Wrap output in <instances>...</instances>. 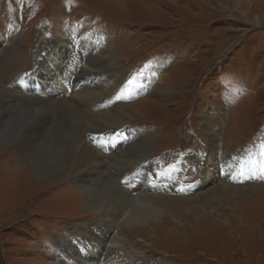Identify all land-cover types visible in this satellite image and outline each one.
I'll return each mask as SVG.
<instances>
[{
	"label": "rangeland",
	"instance_id": "rangeland-1",
	"mask_svg": "<svg viewBox=\"0 0 264 264\" xmlns=\"http://www.w3.org/2000/svg\"><path fill=\"white\" fill-rule=\"evenodd\" d=\"M1 5L0 50L12 46L1 38L9 27L15 34L8 36L22 46L4 56L13 74H0V99L10 111H38L20 99V77L38 68L28 72L32 63L46 59L41 55L54 47L55 37L65 46H57L51 56L55 62L44 66L57 71L59 64L70 62L71 73L79 74L82 66L71 64L68 39L101 34L117 56L111 68L126 78L125 92L113 105L116 92L112 81L104 82L111 73L105 67L86 115L56 118L54 132L71 147L88 143L97 149L92 133L113 137L118 145L129 133L145 129L150 134L140 141L153 152L147 159L158 167H176L186 189L196 187L187 193L173 187L152 197L132 195L118 229L127 252L148 261L135 259L134 264H264V0H0ZM5 17L14 19L12 26ZM61 52L63 62L57 57ZM86 54L79 55L80 62L87 63ZM73 82L81 88L87 83L76 76ZM241 158L240 168L248 160L252 170L247 180L222 172L217 182V170L220 177L228 161ZM104 161L101 178L117 184L118 166L110 157ZM28 164L16 144L1 145L0 264H62L58 258L73 264L79 250L90 247L87 240L102 249L84 237L64 241L54 257L55 242L96 221L97 214L85 208L78 193L82 168L43 183L31 168L25 171ZM205 165L211 172L198 185ZM122 168L129 176L145 171L149 182L157 184L156 171H146L143 164ZM149 203L162 213L139 220L138 209L146 213ZM132 213L136 222L123 223Z\"/></svg>",
	"mask_w": 264,
	"mask_h": 264
},
{
	"label": "bare ground",
	"instance_id": "bare-ground-1",
	"mask_svg": "<svg viewBox=\"0 0 264 264\" xmlns=\"http://www.w3.org/2000/svg\"><path fill=\"white\" fill-rule=\"evenodd\" d=\"M0 13H4V7L2 5L0 6ZM75 19H77V17ZM13 20L14 19L5 17L4 21L9 22L12 26ZM64 20L66 21L65 18ZM2 27H4V25H2ZM5 31L1 38L5 39L6 43L13 46H7V48L0 50V74L2 76L5 75L7 78L13 74L14 69L12 67L9 68V62L4 60L5 53L11 52L13 49L19 51L22 46L21 43L14 42L13 39L8 36L10 34H15L11 27L8 28V34ZM103 37L104 36L101 34H85L76 39L74 36L71 40L68 39L69 42L67 43L71 47L70 52L72 51L70 57L73 58L71 64L75 62L76 64L80 63L79 65L82 66L81 69H79V74H76V72L71 73L70 62H64V66H62V63L59 64L60 69H57L58 72L45 67L55 62V57L53 58L51 56L52 53L54 54L55 50L58 49L57 46H65L66 42L58 45L56 42L59 38L56 39V37L53 41L54 47L48 46V49L44 51L45 53L43 55L47 56V60L44 58L43 62H39L38 60L32 63L28 72L36 66H38V68L29 72L27 77H24L26 75L25 72V74L23 73L24 75L20 73L19 76L22 75L20 78L23 79L19 85L21 90L18 87L20 99L23 97V100H29L38 111H36L37 113L35 111L33 113L10 111L9 106L0 99V147L1 145L7 147L16 144L19 152L26 154V160L30 163L25 166L26 170H24L29 172V168H31L30 172L43 183H45L47 179L72 175L75 171H79L81 168L83 169L81 182L78 187L80 191L78 193L84 196L85 208L97 214L96 221L84 223L78 227L77 230H70L69 235L64 239L57 240L55 245L51 248L54 257H57L55 249L60 248L61 245L65 243L64 241L73 243L86 237L104 247L100 249L91 241H85L89 243L90 247L80 249L78 252V260H74L75 262L71 261L73 264H134L132 260L135 259L136 262L146 263L148 261L135 252H130L133 255L127 252L131 250H128L129 248L126 247V240L121 235L122 229H118V223L125 217L126 210L129 209L133 202L132 195L136 198L140 196L152 197L156 196L154 193L165 192L166 190L174 189L173 187H175L174 190L177 191V193H187L191 189L195 190L196 187L188 188L187 190L183 180L184 174L177 170L176 167H158L152 160L149 161L147 159V156L152 155L153 152L151 148L143 145V142L140 141L144 139L146 135L150 134L145 129L140 128L129 133V139L125 138L123 142L118 145H115L113 140H111L113 137L105 140L100 137L99 133H92L94 134L93 142L98 145L97 149L91 147L88 143H86V145L71 147L67 142V138H64L53 130L54 120L58 117L64 119L67 115H86L88 111L87 108L91 107L90 104L95 101V96L97 95L95 90L102 85V83L99 84V82H97V78L100 76L102 77L104 73L107 72L105 67H108L111 73L109 77L106 76L103 78L104 82L109 83V81H112L110 86L113 91L116 92V96L112 99V104L117 105L125 92L124 83L126 78L119 73L115 74L114 70L111 68L117 56L115 52H113L114 49L112 46L106 47ZM83 51L88 52L86 55L89 56L86 59L87 63L81 61V64V54L86 53ZM62 54L61 52L57 56L58 59ZM43 63H46V65L44 66ZM84 65L92 71H87L88 68L85 69V67H83ZM43 67L44 69H42ZM75 68H77V66H75ZM95 71H100V73H96ZM149 73L150 71H148V75ZM73 75L76 76V79L83 78L87 81L86 85H83L82 88L76 86L77 84L73 82L75 79ZM65 85V91L61 90V87ZM85 88L86 91H84ZM158 89L162 91L164 88L160 86ZM61 92H65L64 97ZM69 94L70 96H68ZM121 119L120 117V120ZM41 139H43V142H41ZM214 143H216L215 140L212 144L214 145ZM126 145L132 146L126 147ZM107 157H110L113 160V164L118 166V171L120 173L118 178H120V182L117 184L106 179V176L105 178H101L100 176L105 166L104 159ZM242 159L243 158H241L240 161H237V159H233L232 162L228 161L223 167V170L220 171V177L219 170H217V182L218 179H221L222 172L224 176H235L240 181L247 180V174L252 173V170L248 160L247 162L243 161V168H240ZM209 161L212 162L213 160L209 157L208 162ZM208 162L206 164H208ZM136 163L143 164V168L146 171H156V186H153L152 183L149 182L146 176L147 172L145 171L138 170L136 174H131L130 176L127 172H123L122 167L124 165L127 166L128 164ZM208 171L210 170L206 165L204 168H200L198 185H201L204 174L205 179L209 177L206 174ZM92 178H95L94 181ZM147 187H149V189H147ZM259 188H262V186ZM223 189L224 187H218L216 190L219 191ZM143 200L148 199L145 198ZM149 205L150 207L146 213L142 208L138 209V211L141 212L140 214H142V216H139V220H147L151 217L158 218L162 213H158L159 211L155 207H152L154 205L153 203H149ZM135 217H137V215L134 213L129 214L124 219L123 223H135ZM108 234L111 236H108ZM78 246L82 247L81 244ZM40 253L42 254L43 252ZM58 260H62V264H71L64 258H58Z\"/></svg>",
	"mask_w": 264,
	"mask_h": 264
}]
</instances>
